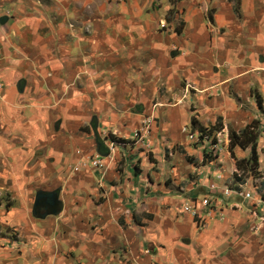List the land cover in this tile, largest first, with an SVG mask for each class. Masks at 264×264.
<instances>
[{
	"label": "crops",
	"instance_id": "1",
	"mask_svg": "<svg viewBox=\"0 0 264 264\" xmlns=\"http://www.w3.org/2000/svg\"><path fill=\"white\" fill-rule=\"evenodd\" d=\"M0 12V264H264V226L252 229L264 203L233 183L230 142L215 155L190 138L257 120L264 159V0H0ZM39 192H58L57 215L34 216Z\"/></svg>",
	"mask_w": 264,
	"mask_h": 264
},
{
	"label": "built area",
	"instance_id": "2",
	"mask_svg": "<svg viewBox=\"0 0 264 264\" xmlns=\"http://www.w3.org/2000/svg\"><path fill=\"white\" fill-rule=\"evenodd\" d=\"M2 13L0 12V17H1ZM154 118L152 117H147L145 119V122L142 123V125L140 126V128L134 133V140L135 141H142L144 140L146 137H148L150 135V133L152 132L153 129V125H154ZM211 132L209 131H204V132H199V133H193L190 135L191 139H194L195 137H198L199 139H202L203 141H205L206 143H210L211 145H213V153L216 155L218 152L222 151V149L224 148V145L230 142V136L228 134V132H226L225 130H221L217 133H214V136L211 137ZM119 143L118 142H112L111 146H118ZM212 153V154H213ZM214 156V155H213ZM92 164L95 168H102V160L100 157L97 158H93L92 159ZM232 191L228 190L225 192L226 197H229L232 195ZM241 196L244 197L245 200H250L251 199V194H241ZM204 209H205V216H199L197 209L194 207L193 211H192V215L196 218H198V227L202 228L204 227L206 221H207V217H209L210 215L215 213V210L212 208V204L210 202V200L207 198L203 201L202 203ZM186 211H188V208H185ZM256 218H257V223L256 225H254L252 227L253 231H257L260 229L259 225H263L264 226V215L262 216L259 213H256ZM2 230L0 227V235L2 234ZM15 235V233L13 234Z\"/></svg>",
	"mask_w": 264,
	"mask_h": 264
},
{
	"label": "trees",
	"instance_id": "3",
	"mask_svg": "<svg viewBox=\"0 0 264 264\" xmlns=\"http://www.w3.org/2000/svg\"><path fill=\"white\" fill-rule=\"evenodd\" d=\"M258 105L261 106V101L258 99ZM261 125L259 121H253L250 125H248L243 131L240 133H236L234 131H230V146L229 151L234 158V150L236 148H240L242 150H251V156L248 159L238 160L237 161V169L241 171L244 166H248L251 163L259 162L258 155V141L261 137Z\"/></svg>",
	"mask_w": 264,
	"mask_h": 264
},
{
	"label": "rangeland",
	"instance_id": "4",
	"mask_svg": "<svg viewBox=\"0 0 264 264\" xmlns=\"http://www.w3.org/2000/svg\"><path fill=\"white\" fill-rule=\"evenodd\" d=\"M236 160V167L238 158L234 157ZM234 184H242L246 188L243 190L245 194H251V199L248 201V206L254 205L258 201H263L264 203V159L259 156V162L248 164L244 166L241 171L238 170L234 179ZM261 214L264 215V211Z\"/></svg>",
	"mask_w": 264,
	"mask_h": 264
},
{
	"label": "water",
	"instance_id": "5",
	"mask_svg": "<svg viewBox=\"0 0 264 264\" xmlns=\"http://www.w3.org/2000/svg\"><path fill=\"white\" fill-rule=\"evenodd\" d=\"M6 18L1 19L0 23H5ZM61 210L58 192L45 193L39 192L36 196L34 206V216L39 219H45L47 216L57 215Z\"/></svg>",
	"mask_w": 264,
	"mask_h": 264
}]
</instances>
